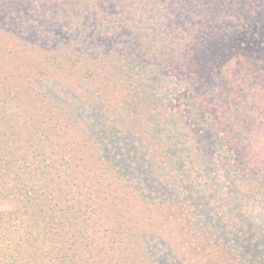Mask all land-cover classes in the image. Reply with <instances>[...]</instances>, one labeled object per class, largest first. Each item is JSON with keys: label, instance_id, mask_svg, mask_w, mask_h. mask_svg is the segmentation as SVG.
I'll return each mask as SVG.
<instances>
[{"label": "trees", "instance_id": "1", "mask_svg": "<svg viewBox=\"0 0 264 264\" xmlns=\"http://www.w3.org/2000/svg\"><path fill=\"white\" fill-rule=\"evenodd\" d=\"M30 1L25 83L0 47V264H140L141 205L181 191L191 259L264 264L206 162L264 207V0Z\"/></svg>", "mask_w": 264, "mask_h": 264}, {"label": "rangeland", "instance_id": "2", "mask_svg": "<svg viewBox=\"0 0 264 264\" xmlns=\"http://www.w3.org/2000/svg\"><path fill=\"white\" fill-rule=\"evenodd\" d=\"M30 5V0H24L18 3L14 0H0V47H2L5 54V57L2 58V65L5 67L4 70H7V73L8 71L15 72L10 78L14 80V82L25 83V69H20L19 67L24 64V61H28L29 48H31L33 42H36L38 39L35 32L31 34L26 33V13L29 11L27 8H29ZM235 11L238 13L243 12L242 5L239 1L235 2ZM254 21L259 24L260 27H263L264 23H262L259 18H255ZM2 73L6 75L4 71H2ZM33 80L34 76L31 75L30 81L33 82ZM70 91L71 93L73 91L71 87ZM192 106L193 101L190 99V107ZM192 119L193 117L189 115V120ZM206 158L207 166L211 170V172L209 171L210 177L216 180L220 185V193L224 195L225 201L228 203L230 202L233 209L237 210V215L245 219L249 225L254 224L255 227L262 226L263 228L264 207L242 202L237 199L235 192L230 187V182L226 178L217 152L208 155ZM167 192L168 195L171 194L170 191ZM119 193L124 194L125 192L122 190ZM126 195L136 200L135 196L132 194L127 193ZM175 198L176 201L174 204L176 203L177 205L172 208L174 212L170 211V205H168V207H161V209L165 210L164 214L155 210L154 207L149 211V206L145 203V205H141L142 207H140V209H146L148 213L146 217L147 220L143 222V226L147 228L150 234L148 242L149 244L151 243V245H148V247L151 251L146 255L148 258L144 257L145 260L141 261L140 264H199L191 259L190 252L192 249L191 246L195 243L193 235L196 233L195 229L199 231V226L202 227V224H207V210L202 207L199 208L201 203L197 201L196 206L198 205V210L196 213L199 217L204 218V221L200 218L202 222L189 226L187 224V217H182L179 209L180 207L185 208L183 203L186 202V196L183 191H181V194H178V198ZM230 199L232 201H229ZM139 203L141 204V202ZM191 212L192 211L189 210V214H191ZM185 214H188V208H185ZM141 215L143 216L144 214ZM253 251L256 252V249Z\"/></svg>", "mask_w": 264, "mask_h": 264}]
</instances>
